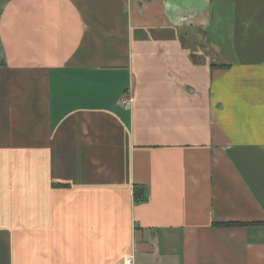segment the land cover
I'll use <instances>...</instances> for the list:
<instances>
[{"label": "crops", "instance_id": "0c3cea01", "mask_svg": "<svg viewBox=\"0 0 264 264\" xmlns=\"http://www.w3.org/2000/svg\"><path fill=\"white\" fill-rule=\"evenodd\" d=\"M127 255L264 264V0H0V264Z\"/></svg>", "mask_w": 264, "mask_h": 264}, {"label": "trees", "instance_id": "16d2710c", "mask_svg": "<svg viewBox=\"0 0 264 264\" xmlns=\"http://www.w3.org/2000/svg\"><path fill=\"white\" fill-rule=\"evenodd\" d=\"M133 196H134V201L135 202H143L147 199V193L146 189L143 186H138L136 185L133 190ZM218 225L221 226H236V225H241L244 223L240 222H225V223H217Z\"/></svg>", "mask_w": 264, "mask_h": 264}, {"label": "built area", "instance_id": "2783aa9c", "mask_svg": "<svg viewBox=\"0 0 264 264\" xmlns=\"http://www.w3.org/2000/svg\"><path fill=\"white\" fill-rule=\"evenodd\" d=\"M122 103H126L127 102V99H122L121 101ZM120 264H133V259H132V256L131 255H127L125 256L121 263Z\"/></svg>", "mask_w": 264, "mask_h": 264}]
</instances>
